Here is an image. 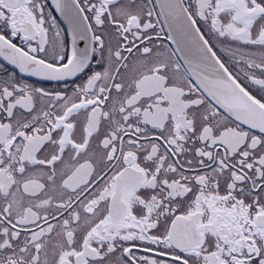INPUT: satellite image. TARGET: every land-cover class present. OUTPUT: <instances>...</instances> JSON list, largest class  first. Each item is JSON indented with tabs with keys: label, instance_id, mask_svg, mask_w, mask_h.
Segmentation results:
<instances>
[{
	"label": "snow or ice",
	"instance_id": "snow-or-ice-1",
	"mask_svg": "<svg viewBox=\"0 0 264 264\" xmlns=\"http://www.w3.org/2000/svg\"><path fill=\"white\" fill-rule=\"evenodd\" d=\"M0 264H264V0H0Z\"/></svg>",
	"mask_w": 264,
	"mask_h": 264
}]
</instances>
